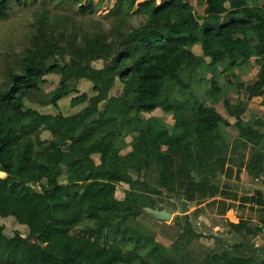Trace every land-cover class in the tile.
Segmentation results:
<instances>
[{
	"label": "trees",
	"instance_id": "16d2710c",
	"mask_svg": "<svg viewBox=\"0 0 264 264\" xmlns=\"http://www.w3.org/2000/svg\"><path fill=\"white\" fill-rule=\"evenodd\" d=\"M27 1L0 0V20L9 17L13 2ZM104 1L72 4L86 16ZM192 1L115 0L109 26L92 32L38 15V34L20 56V72L7 67L0 83V171L6 174L0 176V217L27 231L7 233L0 226V264H264L255 243L251 253L239 252L248 237L264 232V191L239 199L219 184L234 170L240 176L244 166L264 181L258 170L264 118L251 112L244 119L247 102L230 104L232 91L238 99L264 96V0H196L206 3L205 16L194 13ZM133 11L143 17L139 25L132 23ZM199 58L204 62L197 65ZM97 60L105 62L103 69L92 64ZM215 66L211 76L193 80L195 68ZM257 66L256 80L247 82L244 76ZM50 73L60 80L45 95L46 105L58 108L61 98L78 92L75 81L85 79L93 94H79L71 106H87L71 115L27 106ZM118 81L122 92L111 95ZM169 83L185 94L196 93L199 84L210 100H175ZM164 89L173 123L144 116L159 108ZM45 131L50 138H42ZM183 195L187 202L211 199L223 215L237 200L255 204L260 220H227L242 239L233 246L196 231L188 214L174 219L180 233L134 223L151 215L145 207L163 209V198ZM201 238L213 239L212 249L196 248ZM191 248L200 254L190 255Z\"/></svg>",
	"mask_w": 264,
	"mask_h": 264
},
{
	"label": "rangeland",
	"instance_id": "374dc122",
	"mask_svg": "<svg viewBox=\"0 0 264 264\" xmlns=\"http://www.w3.org/2000/svg\"><path fill=\"white\" fill-rule=\"evenodd\" d=\"M73 1V0H72ZM71 0H28L26 3L17 5L16 2H13L12 6L13 9L9 13V17L5 18L3 20H0V83L6 79V68L9 66L15 67L14 69L17 72H20V56L23 54L28 48H31V43L33 40V36L38 34V15L39 14H46L47 20L51 18L54 23H58L59 25H62L64 23V20H66L69 24V27H71L74 31L84 30L92 32L96 28L100 27L102 24L107 28L109 26V19L107 17V14L109 13L110 8L113 6L115 0H105L103 5L93 11L89 15H82L79 9V6L72 4ZM96 4L100 0H94ZM142 1V0H141ZM164 0H156L157 4H161ZM194 6V13L198 16H205L204 10L206 3H198V1L193 0L192 1ZM136 9V8H135ZM143 20V17L139 14L132 12V23L134 25H139L140 22ZM196 49V48H195ZM197 52L200 53L199 50ZM204 61H202L200 58L198 62L196 63L199 65L202 64ZM97 68H104L105 62L103 60H97L92 63ZM217 66L213 67L210 71H205L206 68H195L196 72L193 76V80L196 81V83L199 81L200 78L211 76L214 72L217 71ZM257 67H255L253 70L246 73L244 76L245 80L247 82H254L256 80V73H257ZM44 78H46V82L41 84L40 91L37 93H33L28 96L27 100V106L36 108L40 110L41 112L49 113V114H57L59 112L71 115L75 114L79 111H81L83 108L87 106V102L80 103L78 106H71V101L76 96L82 93H88L89 95L93 94L92 91V83L88 80L81 79L80 81H75L76 87L78 89V92H71L70 94L64 96L59 100V107H53L52 105H46L45 95L49 94L51 91H53L59 83L60 75L55 73H50L46 75ZM243 79V78H242ZM123 84L121 81H118L116 85L111 90V95L118 96L122 92ZM166 88H172L174 90V99L187 102L189 105H198L202 100L209 99V96H207V90L206 88H202L199 84L195 85V88L197 91L196 93L188 94L183 93L177 86L169 83ZM165 88V89H166ZM165 89L163 92H161V95L159 97V108L151 113H145L144 116L147 118L152 117L153 120H156V118L160 117L161 119L165 120L166 122L173 123L174 118L171 113V107L168 100L165 98L168 97V94L165 92ZM264 97V96H263ZM230 104H234L238 102V100H242L244 102H247L248 110L242 115L244 119H248L249 114L252 112L253 114H256L258 117L264 118V101L261 102V97H254L252 100H247L246 96H244L241 99H238L236 92L230 93ZM219 112H221L224 116L231 119L233 122H235V119L227 113L225 106L220 103L219 104ZM171 113V114H170ZM182 120H185V118H181ZM231 133L237 134L236 128H229ZM51 135L49 132L45 131L42 134V138L47 139L50 138ZM131 140V136L127 138V141ZM130 146L120 152V154H125L130 150ZM250 148L248 149V151ZM117 155V153H114ZM113 154V155H114ZM248 156V155H246ZM96 161L99 162V157H95ZM260 167H258L259 172H264V158L259 161ZM236 168V167H235ZM248 166H244L242 168L240 176H236V171L234 170L232 173V177L230 179L225 178L224 176L221 178V182L219 183L221 185V188H223L224 185L228 184L230 187H225V190H231L232 192H237L238 198L249 196L254 194L255 190H258L257 188H261L264 190V181L261 178L254 179L249 175L248 172ZM0 176H6L4 172L0 171ZM220 198V197H218ZM180 198H163L160 202V204L167 210L171 211L174 214V219L176 216H184L180 214L179 207L177 204V200ZM211 201V199L197 202H188L189 206V213L188 216L190 218V221L192 222L193 227L196 231L202 232L208 236L211 235L215 237H219L223 240V242L226 243L227 246H233L235 244L241 243V238L237 234H233L230 230V226L228 225V221L230 222H238L241 218H249L252 223H255L257 220H260V212L257 209L256 205L253 204H246L242 203L241 201L237 200L234 202V206L232 209L228 210L226 214H219V208L218 203L211 205L208 204V202ZM201 207L203 210L199 213L195 214V210L197 208ZM186 215V214H185ZM174 219L172 221H164V220H158L152 215L143 213L141 214L138 219L134 222L138 224L140 227H153L155 229L160 228L162 230V227L164 228L165 225L169 226L172 231H175L177 233L181 232V229L178 226H175ZM228 220V221H227ZM6 227L7 233H13L14 231H21L22 233L26 234V230L23 226L18 225L17 222L13 218H2L0 217V226ZM174 228H173V227ZM157 227V228H156ZM177 230H176V229ZM152 230V229H151ZM159 232V231H158ZM159 235L164 236L165 241L167 243H170V235L165 233L164 231H161ZM262 235L264 238V232L261 233L256 239H253V237H248L247 240L251 239L252 242H254L257 247L263 245L262 241ZM178 237V236H177ZM176 237H174L175 239ZM159 241H161V237L158 236L157 238ZM208 239L201 238L200 240L194 241L196 248H202L209 251V249H212L214 246L213 239H210L209 243L207 242ZM173 242V240L171 241ZM251 244L250 242L248 244L243 245V247L240 249V253H251V247L249 246ZM223 245H220L219 248H223ZM260 250V249H259ZM258 250V251H259ZM261 250L263 251V255L261 257L264 258V245L262 246ZM195 252L194 248H191L190 255L197 256V253H199V250H196ZM261 252V251H260Z\"/></svg>",
	"mask_w": 264,
	"mask_h": 264
},
{
	"label": "water",
	"instance_id": "95a60500",
	"mask_svg": "<svg viewBox=\"0 0 264 264\" xmlns=\"http://www.w3.org/2000/svg\"><path fill=\"white\" fill-rule=\"evenodd\" d=\"M177 204L179 207V212L182 215L188 214L189 213V207H188V203L185 200V196L183 195L180 199L177 200ZM145 210L150 213L152 216H154L156 219L159 220H165V221H172L174 219V214L163 208L160 209L159 207H150L147 206L145 207Z\"/></svg>",
	"mask_w": 264,
	"mask_h": 264
},
{
	"label": "crops",
	"instance_id": "0c3cea01",
	"mask_svg": "<svg viewBox=\"0 0 264 264\" xmlns=\"http://www.w3.org/2000/svg\"><path fill=\"white\" fill-rule=\"evenodd\" d=\"M257 97H261L262 98V100H261V102H263L264 101V97L263 96H257ZM254 98H252V100H253ZM219 104L220 103H217L215 106H216V108H217V110H219ZM254 221H256V222H259V221H257V220H254ZM255 222V223H256ZM259 236V235H258ZM257 236V237H258ZM252 239V238H251ZM251 239H249L247 242L249 243H254V242H252V240ZM253 239H256V237H254ZM262 241L264 242V238H263V235H262ZM255 245V244H254ZM263 245H264V243H263ZM262 245V246H263ZM255 246H257V245H255ZM262 246H259L258 248H260V250L259 251H257V255H259L260 257H262V255H263V251L261 250V248H262ZM261 251V252H260ZM264 258H262V260H263Z\"/></svg>",
	"mask_w": 264,
	"mask_h": 264
},
{
	"label": "clouds",
	"instance_id": "9594fccd",
	"mask_svg": "<svg viewBox=\"0 0 264 264\" xmlns=\"http://www.w3.org/2000/svg\"><path fill=\"white\" fill-rule=\"evenodd\" d=\"M261 189V188H260ZM264 191V190H263ZM188 203V202H187ZM246 204H251V203H246ZM253 205H255V204H253ZM189 207V206H188ZM232 209V208H231ZM249 219V218H248ZM165 221V220H164ZM239 221H240V219H239ZM238 221V222H239ZM238 222H234V223H238ZM258 222H256V223H252V224H257ZM239 237H240V235L239 234H237ZM242 240V239H241ZM246 241H248V240H246Z\"/></svg>",
	"mask_w": 264,
	"mask_h": 264
}]
</instances>
